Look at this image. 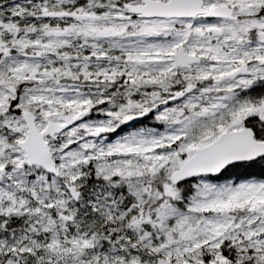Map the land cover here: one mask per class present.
<instances>
[{
  "label": "snow or ice",
  "instance_id": "snow-or-ice-1",
  "mask_svg": "<svg viewBox=\"0 0 264 264\" xmlns=\"http://www.w3.org/2000/svg\"><path fill=\"white\" fill-rule=\"evenodd\" d=\"M0 264H264V0H0Z\"/></svg>",
  "mask_w": 264,
  "mask_h": 264
}]
</instances>
